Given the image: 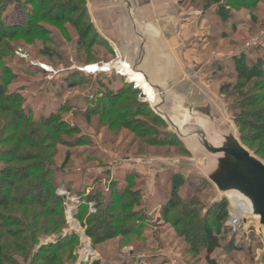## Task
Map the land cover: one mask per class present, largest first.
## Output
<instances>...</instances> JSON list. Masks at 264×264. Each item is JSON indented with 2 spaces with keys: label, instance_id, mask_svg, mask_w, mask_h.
Wrapping results in <instances>:
<instances>
[{
  "label": "rangeland",
  "instance_id": "374dc122",
  "mask_svg": "<svg viewBox=\"0 0 264 264\" xmlns=\"http://www.w3.org/2000/svg\"><path fill=\"white\" fill-rule=\"evenodd\" d=\"M64 1L0 0V22L19 30L9 35L0 32V89L5 96L18 99L9 111L0 113V170L13 165L30 169L33 163H42L50 171L49 180L57 183L54 195L62 197H52L49 205L57 198L53 207L64 209L67 216L64 222L62 215L46 216V231L24 252L19 242L0 231V246L9 250L5 264H47L42 247L56 242L58 232L76 233V240L56 250L58 259L53 264H209L204 244L193 249L187 234L196 231L188 220L203 218L209 211L212 185L195 167L187 173L190 177L184 176L186 187L179 188L181 181L175 176L180 174L166 160L164 168L162 163H151L150 168H155L151 175L148 167L137 166L138 156L191 159L192 155L178 136L185 152L176 141L158 136L168 127L155 118L149 104L140 102L141 91L136 93L126 84L115 103L104 105L109 88L129 82L116 71L84 70L90 65L107 70V64L117 57L92 23L87 1L69 0L66 8H61ZM174 2L181 10L174 22L179 25L182 21H178L179 15L188 19L185 36L176 37L180 56L224 57L207 67L202 82L206 81L222 104L226 119L239 129L242 144L264 161L260 142L250 140L252 131L236 122V114L243 118L246 110L264 106L262 101L254 106L248 102L254 95L264 99V75L238 73L235 63L241 60L253 67L258 65L254 55L264 57V0L247 7L230 0ZM89 17L99 37L90 31ZM19 111L24 118H19ZM16 151L22 160L28 155L29 162L13 163ZM30 184L27 181L17 186ZM186 189L188 199L164 216L173 195L183 196ZM106 209H111L118 230L114 238L95 243L87 235V227L97 219L105 220ZM0 213L5 216L0 218V225L17 230H23L27 222L33 225L36 219L43 222L46 215L42 217L39 205L16 201L7 209L0 208ZM117 215H125L126 223ZM226 221L215 219L212 224L219 223L217 230ZM127 222L134 231L119 233ZM226 232L222 247L211 256L219 264H264V237L254 228L233 232L229 226Z\"/></svg>",
  "mask_w": 264,
  "mask_h": 264
},
{
  "label": "water",
  "instance_id": "95a60500",
  "mask_svg": "<svg viewBox=\"0 0 264 264\" xmlns=\"http://www.w3.org/2000/svg\"><path fill=\"white\" fill-rule=\"evenodd\" d=\"M86 1L92 23L117 57L107 64V70L94 72L116 71L124 76L164 120L166 132L178 136L192 155L191 159L138 156L137 166L148 167L151 175L155 169L150 168L151 163H162L164 168L166 160L176 166L177 173L189 177L187 173L195 167L214 189L208 210L226 200L231 217H238L244 228L252 227L264 237V161L242 144L239 129L226 119L222 104L206 81L202 82L207 67L224 57L180 56L176 37L185 36L188 19L179 15L178 21H182L179 25L174 22L181 12L175 0ZM123 62L143 75L152 98L141 80L129 81L130 74L118 66Z\"/></svg>",
  "mask_w": 264,
  "mask_h": 264
},
{
  "label": "trees",
  "instance_id": "16d2710c",
  "mask_svg": "<svg viewBox=\"0 0 264 264\" xmlns=\"http://www.w3.org/2000/svg\"><path fill=\"white\" fill-rule=\"evenodd\" d=\"M68 1L69 0H67V2L65 1L60 2L61 8L63 7L66 8V6L68 5L67 3H69ZM230 1L237 5L247 7V5L251 6L253 5L254 2H257L258 0H252V3H246V2L238 3L236 0H230ZM210 4L206 6H209ZM89 28H90V31L92 30L94 34H96V36L98 37L100 36L98 33H96L93 27V24L91 23V19L89 22ZM2 31L6 35H9V34H16L18 33L19 30L9 28L7 27V25L0 22V32ZM1 42H2V39L0 37V45H1ZM254 56H256L258 60L256 61L258 65H255L253 67L247 66L245 63H242L241 60L240 61L235 60V63L238 66V68H236L237 72L238 73L239 72H242V73H245V72L252 73L253 72V73L259 74L262 77L264 75V57H261L262 56L261 54L254 55ZM253 62L255 61L253 60ZM219 65L220 64L218 62L217 64L214 65V68L215 69L218 68ZM126 84L130 86L131 88H133L136 93H139V90L136 89L134 85L126 83V82H121V84L118 86L119 88L116 87L117 88L116 89L115 87H111L108 89L110 92L106 93L103 98L104 105H111L113 102L115 103V101L120 98L119 93L121 92V90L125 88L124 85ZM260 97H261L260 95H254L253 97H249V100H248V102L250 103L249 105L254 106V105L259 104V102L261 101L264 102V99H261ZM17 100L18 99L12 95L5 96L3 93V90L0 89V113L9 111L11 109V104ZM140 102L145 104L143 100L142 101L140 100ZM153 114L156 116L155 117L156 119H160L162 123H164V126H166V123L164 122L162 118L157 116L154 112ZM244 115L245 117L240 118V116H237L236 114V122L239 123V125L252 131L253 139H250V140H254L255 142L259 141L260 142L259 148L261 151H264V106L260 108L252 107L250 110H246V113H244ZM18 116L19 118L20 117L24 118V114L20 111L18 113ZM158 136L163 137L162 139L165 138L166 140L176 141L177 142L176 144H178L181 147V149L185 152V149L182 143L175 135L169 134L166 131L165 133L160 131L158 132ZM257 151L259 152L258 149ZM13 154H15V162L13 163H16L22 160L21 157H19V151H16ZM28 158L29 157L27 155L22 161L25 162V164H27V162H29L27 161ZM41 164L42 163H39V164L33 163L30 169H26L28 168L26 166H25L26 168L22 167L19 169L18 167L13 165V167L9 169L0 170V208L7 209L10 202L16 201V203L18 204L27 203V205L28 204L39 205L43 210L42 217L46 214L42 218L43 222H41L42 220L39 221L38 219H36L33 222V225H30V222H27L26 224L24 223L25 228H23V230H19V229L17 230L11 226L4 227L5 226L4 224L0 225V231L3 232L4 235H8L10 238H14L15 242L16 241L19 242L18 247L19 249H21L22 252H24V248L28 249L29 247L34 245V242L37 240L41 232L46 231L45 229L48 223V221L45 220L47 218L46 216L62 215L63 217L62 222H64L63 220H65V218L67 217L64 209L60 211L56 209L55 207H53V205L54 206L56 205L55 202L57 203L59 199L62 200V197L57 194L54 195L53 192H55L57 183H53V181L49 180L50 177H48V173H50V171L49 169L45 170V168L41 166ZM175 177H178L181 181V184H179L178 186L179 188H181L182 185L186 187L185 184L183 183V181L186 178L183 175H176ZM27 181L31 182L30 184L31 186H28V187L17 186L19 183H25ZM174 183L176 184V181H174ZM73 186L74 185H72V187ZM179 188H175V190ZM15 190L17 191V193L14 194ZM187 191L188 189L185 190L183 196H178L177 194L173 195V198L166 204V208L163 211L164 216H166L167 214H170L176 208L180 207L183 204V202L188 199V195L186 194ZM176 193H178V191H176ZM56 195L58 197V200L57 198H55L54 199L55 202L53 201V203L49 205L50 199L52 197H55ZM110 210L111 209L104 210L106 213L105 220L97 219L95 221V224H93L91 227H87L86 233L91 239L92 238L94 239L95 243H101L104 240L114 238L116 235L115 232L118 230V227L117 225H115L116 223H114V220H113L114 215L113 213H111ZM211 213H213L212 217H211ZM3 217L5 218V216L0 213V218L2 219ZM229 218H230L229 204L226 200H224L221 203L216 204L215 206L210 208L209 211L206 212L205 217L199 218L197 216H194L192 219L188 220V222L191 223V225L194 226V228L196 229V231L192 230L191 233H188L189 235L186 233L188 238L191 241L192 247L193 249L197 250L200 243H203L207 251L206 259L209 264H219L211 256L216 250L221 248L223 245V239H224L223 236L226 237L227 236L226 231L229 230V226L227 224V222L229 221ZM117 219L120 220L121 223L122 221L123 223L124 222L126 223L127 221L125 215L123 216L117 215ZM215 219L218 222L224 221V220H227V221L222 225V227L216 230V227L219 223H217L216 226H213L212 222ZM10 223L15 224L13 221ZM132 231H134V229L131 228L129 223L127 225H122L119 228V233H122L124 235ZM216 231L218 234L216 233ZM57 236H58V239L56 240V242L48 244V245H43L42 247L43 252L41 254L43 257L42 256L41 257L46 260L47 264H53L58 259L57 254H56V250L58 248L71 244L75 242L76 240V237H75L76 233L74 234L70 233V234L64 235L62 232H58ZM47 252L51 254L52 253L53 254L55 253V254L51 256H47L45 255ZM8 255H9V250L5 248V245L3 246L1 245L0 246V264H5L8 261L9 259ZM41 257L39 256L40 260H41ZM95 264H99V263L96 262Z\"/></svg>",
  "mask_w": 264,
  "mask_h": 264
},
{
  "label": "bare ground",
  "instance_id": "6f19581e",
  "mask_svg": "<svg viewBox=\"0 0 264 264\" xmlns=\"http://www.w3.org/2000/svg\"><path fill=\"white\" fill-rule=\"evenodd\" d=\"M119 67L121 68L122 72H124V74H126V73L130 74V79H129L130 82L133 80H136V79H138V81L141 80L140 83L144 84V87H146L147 91L149 92L150 98L153 97L152 89L149 87V85L147 84V82L145 81V79L141 73H135L134 71H132L130 69V66L126 63H123L122 66H119ZM97 68H98L97 65H90L84 70H86L88 72H92V71H97L99 69V68L98 69ZM87 252L90 253V248H89L88 244H87Z\"/></svg>",
  "mask_w": 264,
  "mask_h": 264
},
{
  "label": "built area",
  "instance_id": "2783aa9c",
  "mask_svg": "<svg viewBox=\"0 0 264 264\" xmlns=\"http://www.w3.org/2000/svg\"><path fill=\"white\" fill-rule=\"evenodd\" d=\"M228 225L232 228L233 232H237L244 228L242 221L238 217H231L229 218Z\"/></svg>",
  "mask_w": 264,
  "mask_h": 264
}]
</instances>
